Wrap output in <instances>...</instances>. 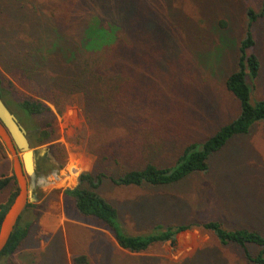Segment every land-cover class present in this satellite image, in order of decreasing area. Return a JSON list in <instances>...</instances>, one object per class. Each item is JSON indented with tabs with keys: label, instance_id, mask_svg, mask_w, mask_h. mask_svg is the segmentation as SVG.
Listing matches in <instances>:
<instances>
[{
	"label": "rangeland",
	"instance_id": "1",
	"mask_svg": "<svg viewBox=\"0 0 264 264\" xmlns=\"http://www.w3.org/2000/svg\"><path fill=\"white\" fill-rule=\"evenodd\" d=\"M262 5L263 0H0V72L11 80L17 74L26 79L20 60L27 51H45L58 37L74 46L85 22L103 8L127 14L128 28L120 30L116 43H122L123 52L130 48L134 57L128 70L109 80L116 45L99 59L80 50L78 67L46 56L55 77L69 67L71 73L77 68L88 75L99 71L107 99L116 97L117 107L105 119L87 117L78 94L71 95L62 115L46 102L55 113L54 143L64 149L65 165L57 169L47 145L35 147L38 159L46 156L55 166L49 171L35 167L26 176L30 197L19 226L27 234L0 264H70L76 254L87 255L88 264H248L237 246H220L197 228L178 234L174 244L157 243L141 253L123 251L100 222L79 215L62 191L73 188L82 172L103 171L97 192L116 208L129 235L209 221L264 235V121L228 139L209 157L206 172L178 183L125 187L111 180L146 163L174 167L185 147L203 143L238 116L239 103L225 80L237 69L248 12L257 15ZM249 26L254 45L248 53L259 62L257 77L246 78L254 104L264 101V16ZM47 68L52 67L46 63ZM38 79L25 87L14 85L22 95L37 98L30 89L45 91L52 82L48 75ZM114 87L120 88L117 94L110 92ZM6 107L28 132L33 121L28 125L13 105ZM11 167L12 157L0 142V178L12 176ZM14 187L10 183L0 191V206Z\"/></svg>",
	"mask_w": 264,
	"mask_h": 264
},
{
	"label": "trees",
	"instance_id": "2",
	"mask_svg": "<svg viewBox=\"0 0 264 264\" xmlns=\"http://www.w3.org/2000/svg\"><path fill=\"white\" fill-rule=\"evenodd\" d=\"M103 9L100 12H95L85 22L74 46L63 43V39L58 37L45 51L35 48L27 51L20 60L21 66L25 68L21 75L27 74L26 79L17 74L16 76L12 75L13 80H11L0 72V99L5 106L13 105L25 119V123L29 125L33 121L34 124L31 129L28 128V132H33L31 139L33 144L35 147L47 145L46 153L52 156L53 163L57 165L59 170L65 165L66 153L63 148L54 143L56 140L55 113L57 115L64 113L66 107L72 103L71 95L78 94L80 96L87 117L95 114L108 119L110 114L115 113L117 105L116 97L108 101L107 89L102 86L104 84L98 77L99 71L88 75L83 69L77 68L74 73H71L69 70L72 67H69L63 76L55 77V66L50 62L51 59H47L46 56L58 58V60H62L68 65L78 67L80 50L91 54V56L97 55L96 57L99 59L109 48L116 45V50L113 52L114 62L108 68V71L111 72L108 74L109 80H116L120 77L125 70L131 67L134 61L133 52L130 48L127 49V52H123L122 43H116L120 38V30L128 28L127 14L117 12L112 8ZM258 16H264V0L259 14L254 15L252 11L248 12L251 23ZM250 21L249 24L251 25ZM249 24L245 39L239 44L237 69L225 80L226 90L239 103L238 116L218 129L203 143H194L185 147L182 154L177 158L174 167L162 168L146 163L142 168L128 170L117 178H112L111 180L115 185L125 187L168 186L180 182L191 174L206 172L208 170L207 160L213 153L219 151L228 139L235 135L247 133L252 123L264 121V101H258L254 104L250 102V91L246 82L248 76L255 79L259 71L257 57L253 53H248V50L254 45ZM130 35H134L131 40L135 39V34ZM46 63L52 68H47L45 71ZM40 68L42 72H37ZM45 75L52 79L48 90L34 92L30 89L32 93L36 94L37 98L22 95L14 85L15 82L19 86L25 87L27 83L33 84V80L39 83L41 80L38 78ZM119 90V87H114V91L110 92L117 94ZM46 102L53 106L55 113ZM105 160L103 158V161ZM53 163H49L46 156L39 159L37 157L36 167L43 166L45 171H49L54 168ZM105 175L103 171L96 173L82 172L77 177L76 186L72 189L63 190L62 195L72 200L73 207L79 215L94 218L100 222L113 235L116 244L121 249L131 253H141L157 243L170 242L174 244L178 234L197 228L202 232L211 234L220 246L228 244L237 246L248 264H264V235L247 229L227 230L217 221L168 226L166 228L156 226L154 228L155 233L146 236L125 234L120 225L116 208L97 192ZM10 183L15 185L14 191L8 201L0 206V222L17 191L13 176L0 178V191ZM27 207L28 203L25 209ZM19 220L8 243L1 252L0 258L14 254L25 238L27 229L19 226ZM250 246L254 247L256 251L251 252ZM72 264H88L87 257L84 255L74 256Z\"/></svg>",
	"mask_w": 264,
	"mask_h": 264
},
{
	"label": "water",
	"instance_id": "3",
	"mask_svg": "<svg viewBox=\"0 0 264 264\" xmlns=\"http://www.w3.org/2000/svg\"><path fill=\"white\" fill-rule=\"evenodd\" d=\"M0 140L12 157V176L17 191L0 222V254L24 211L30 197L27 175L35 170L36 149L30 134L0 99Z\"/></svg>",
	"mask_w": 264,
	"mask_h": 264
},
{
	"label": "crops",
	"instance_id": "4",
	"mask_svg": "<svg viewBox=\"0 0 264 264\" xmlns=\"http://www.w3.org/2000/svg\"><path fill=\"white\" fill-rule=\"evenodd\" d=\"M0 142H1V140H0ZM11 171H12V167H11ZM75 186H76V185H75ZM75 186H74V187H75ZM74 187H73V188H74ZM71 189H72V188H71ZM111 235H112V234H111ZM112 239H113L114 243L116 244L113 235H112ZM116 246H117L119 249H121L117 244H116ZM121 250H123V249H121ZM123 251H126V250H123ZM78 255H84V256L87 257V255H85V254H76V255H74V256H78ZM74 256L70 257V264H72V259H73ZM87 260H89L88 257H87Z\"/></svg>",
	"mask_w": 264,
	"mask_h": 264
},
{
	"label": "flooded vegetation",
	"instance_id": "5",
	"mask_svg": "<svg viewBox=\"0 0 264 264\" xmlns=\"http://www.w3.org/2000/svg\"><path fill=\"white\" fill-rule=\"evenodd\" d=\"M26 131V130H25ZM27 132V131H26ZM30 134V138L32 139L33 132H27ZM36 161H37V155H36ZM36 161H35V167H36Z\"/></svg>",
	"mask_w": 264,
	"mask_h": 264
}]
</instances>
